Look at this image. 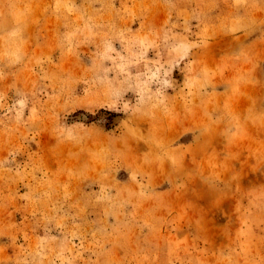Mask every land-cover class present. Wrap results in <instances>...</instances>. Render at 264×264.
<instances>
[{
  "label": "rangeland",
  "instance_id": "obj_1",
  "mask_svg": "<svg viewBox=\"0 0 264 264\" xmlns=\"http://www.w3.org/2000/svg\"><path fill=\"white\" fill-rule=\"evenodd\" d=\"M0 264H264V0H0Z\"/></svg>",
  "mask_w": 264,
  "mask_h": 264
}]
</instances>
